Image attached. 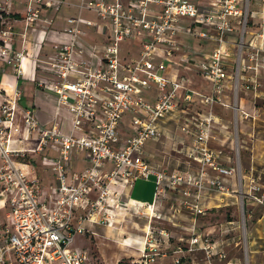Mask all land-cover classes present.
Instances as JSON below:
<instances>
[{"label": "built area", "instance_id": "obj_1", "mask_svg": "<svg viewBox=\"0 0 264 264\" xmlns=\"http://www.w3.org/2000/svg\"><path fill=\"white\" fill-rule=\"evenodd\" d=\"M250 1L207 0L203 5L191 0H0V62L10 66L17 77L31 80L36 79L38 53L53 28L44 13L61 7L74 10L65 16L60 30L67 40L52 44L53 53L42 62L53 75L51 89L57 105L70 114L68 133H62L54 119L50 126L39 123L32 109L19 107V88L15 85L6 94L0 83V196L7 209L6 222L0 224V264H88L87 251L73 246L75 234L83 230L81 223L111 224L114 213L110 208L120 205L114 196L136 179L153 177L157 188L180 189L195 198L205 187L236 193L242 211L245 202L264 205V182L252 176L246 179L238 158L235 166L225 164L219 160L222 150L210 145L213 107L217 103L227 106L225 89L233 92L230 107L236 114L242 72L248 74L246 88L255 92L259 86L256 76L264 70V49H253L244 39L251 21ZM84 11L92 16H84ZM84 28L104 39L102 53L96 56L98 63L92 64L83 54ZM232 34H236V53L228 40ZM17 35L20 48L15 46ZM180 35L214 43L201 60L186 54L178 60L210 82L208 94L191 89L185 75L164 73L171 57L184 47L177 41ZM28 38L33 39L30 47ZM123 44H134L137 55L122 56ZM29 56L33 64L28 70ZM150 86L157 91L153 102L141 93ZM196 101L202 110L190 108ZM175 111L182 115L178 130L191 137L189 156L199 160L194 173L156 171L144 157L145 142L159 134L158 120ZM125 113L130 114L132 126L127 135L119 130ZM17 114L28 136L36 141L34 148L23 147L22 138L14 136L21 129ZM26 152H45L41 165L54 173L47 186L19 165ZM73 152L83 153L89 161L82 171L70 170ZM231 178L236 180L235 188L229 183ZM183 203L202 211L196 204ZM78 208L84 213L77 216ZM158 235L167 233L160 229ZM188 244L189 251L198 246L208 257H225L213 251L207 234L191 236ZM146 246L137 264H148L158 255L154 242Z\"/></svg>", "mask_w": 264, "mask_h": 264}, {"label": "crops", "instance_id": "obj_2", "mask_svg": "<svg viewBox=\"0 0 264 264\" xmlns=\"http://www.w3.org/2000/svg\"><path fill=\"white\" fill-rule=\"evenodd\" d=\"M191 1L203 5L207 2V0ZM262 1L264 0L250 1L251 21L244 39L246 45L252 44L253 49L256 47L264 49V4ZM18 7L21 8V4H18ZM71 13H74L73 9L63 7L56 11L53 8L48 9L44 13L43 16L46 19L52 20L50 27L53 28L49 30L38 53L40 60L36 62L35 80L17 77L10 66L0 62V83L3 92L11 93L16 85L21 92L19 100L21 109H32L36 119L42 125L50 126L54 119L60 129L65 126L68 130L70 129V114L64 107L57 105L56 96L51 89L53 75L46 71L42 62L46 55L53 53L52 44L67 40L66 34L60 30L63 28L65 16ZM82 14L86 17L92 16L87 11ZM20 29L19 25L17 30ZM84 29L85 36L81 38L83 54L90 58L92 64L98 63L96 56L102 53L104 39L95 35L91 29ZM235 38L236 34L228 37L233 53L237 51L233 45ZM28 39V47H30L33 39ZM177 41L184 47H181L182 50L176 52L171 57V61L166 64L165 75H185L189 79L187 73L190 72L195 79L194 81L189 80V87L196 92L208 94L210 82L202 78L195 70L185 69L182 64L178 63V60L181 54L201 60L206 53L212 50L214 43L209 39H194L181 35L177 37ZM21 45V37L17 35L15 46L20 48ZM132 46L123 44L121 55L136 56L138 48L134 47V44ZM249 48L248 46V50ZM93 51L95 56L92 54ZM33 56H29L25 62L28 70L32 67ZM247 75L245 72L241 74L240 86L235 99L238 107L236 114L230 107L233 104L234 95L229 87L225 89L223 96L227 106L218 103L214 105L215 123L212 128L210 145L222 150L219 160L225 164L235 166L236 158H238L240 169L246 179L252 176L259 182H264V107L256 105L257 101L264 100V70L256 76L259 86L255 92L246 88ZM198 80L209 83V88ZM36 81H39L41 85H37ZM141 93L145 100L153 102L157 91L154 86H150L142 89ZM190 108L200 111L202 104L196 101L190 105ZM244 114H247V117ZM19 116L17 114L16 122L21 129L14 136L22 138L23 147L34 148L36 141L28 136ZM181 117V113L175 111L170 116L158 120L156 125L158 136L145 142L144 157L156 171L194 173L198 168L199 160L189 156L193 147L191 137L177 128ZM129 120L130 114L125 113L119 123V130L123 135L132 132ZM234 132L237 134L236 144ZM43 153L45 152H26L25 157L19 159L18 163L30 177H38L41 184L47 186L53 181L54 173L41 165ZM88 165L89 161L83 153H72L71 171H82ZM229 183L232 188H235V178H231ZM113 187L119 189L117 185ZM161 192L165 195L160 196ZM114 199L115 202L121 200L123 202L122 207L113 205L110 208L114 213L112 224L84 220L81 223L83 230L75 234V237L78 235L79 238L76 242L74 237L73 246L87 251L88 264H122L121 262L137 264L136 262L142 256V249L147 247V242H154L158 252L154 260L148 264H264V205L245 202L244 214H242L246 245V257L244 258L235 251L239 238V224H241L240 200L236 193L226 194L205 187L195 198L193 195H183L180 189H168L163 185L157 188L154 178L150 177L136 179L117 193ZM183 201L203 208L204 217H197L192 211L193 208L186 206ZM132 209H138V212ZM5 211L7 209L0 196V224L6 220ZM82 213L84 209L78 208L76 215ZM165 224H170L174 230L186 224H207L206 229L210 233L211 248L215 252H223L225 257L222 259H219L217 255L208 257L198 246H195L194 250H187L189 238L199 234L194 230L190 237H183L171 231L172 228H170L167 229L170 232L169 237H160L157 230L163 229Z\"/></svg>", "mask_w": 264, "mask_h": 264}, {"label": "rangeland", "instance_id": "obj_3", "mask_svg": "<svg viewBox=\"0 0 264 264\" xmlns=\"http://www.w3.org/2000/svg\"><path fill=\"white\" fill-rule=\"evenodd\" d=\"M251 3V2H250ZM251 5V4H250ZM187 39H185V41H186ZM187 42V41H186ZM193 42V41H192ZM193 45H195V44H193ZM182 68H183V70H184V67L183 66H181ZM186 69V68H185ZM187 75H188V77H189V80L190 81H194V79H193V76H192V73H187ZM198 81H200V82H202L203 83V85L205 86V87H208L209 88V83H207V82H203L202 80H198ZM260 105H262V106H264V101H262V100H259V101H257ZM217 109V108H216ZM67 131H69L68 130V128L67 127H65V126H63L62 128H61V132L62 133H68ZM235 133V132H234ZM236 133L234 134V139H235V144H236V140H237V137H236ZM166 190V189H165ZM161 195L160 196H164L165 195V193L163 192H161L160 193ZM122 200L119 202V206L120 207H122L121 205H122ZM118 206V207H119ZM199 208H201V207H199ZM183 209V208H182ZM134 212H138V209H132ZM189 210H192V209H189ZM201 212L200 213H198V212H196V211H194V210H192V211H194V214H196V216L197 217H204V213H205V210L203 209V208H201ZM242 209H241V207L239 208V213L241 214V216H240V220H241V224H239V232H238V236H239V238H238V243L235 245V251H236V253L238 254V255H240L241 257H246V245H245V232H244V224H242L243 223V218H242V214H244L243 213V211H241ZM140 211V210H139ZM6 213H7V211H5L4 212V215H5V218H6ZM195 216V217H196ZM5 222H6V220H5ZM4 222V223H5ZM112 224V223H111ZM206 226H207V224H186V225H181L180 227H176L177 229L176 230H174L172 227H171V225L170 224H165V226L163 227V229L162 230H164L166 233H167V235H164L163 237L164 238H167V237H169V235H170V232H169V230H167V229H170V228H172V230L171 231H175L178 235H180V236H187V237H190L191 236V234H192V232H193V230L195 231V232H198L200 235L201 234H203V235H205V234H207L208 236H210V233H209V231H207V229H206ZM192 228H194V229H192ZM160 230V229H159ZM159 230H157V234H158V231ZM202 235V236H203ZM78 235H76V237H75V241L77 242L78 241V238L79 237H77ZM210 238V237H209ZM123 264H127L126 262H123Z\"/></svg>", "mask_w": 264, "mask_h": 264}, {"label": "trees", "instance_id": "obj_4", "mask_svg": "<svg viewBox=\"0 0 264 264\" xmlns=\"http://www.w3.org/2000/svg\"><path fill=\"white\" fill-rule=\"evenodd\" d=\"M262 101H264V100H262ZM256 105H257V106L264 107V106L260 105L258 102H256ZM121 263L123 264V262H121Z\"/></svg>", "mask_w": 264, "mask_h": 264}, {"label": "bare ground", "instance_id": "obj_5", "mask_svg": "<svg viewBox=\"0 0 264 264\" xmlns=\"http://www.w3.org/2000/svg\"><path fill=\"white\" fill-rule=\"evenodd\" d=\"M18 118H20V116H19ZM18 120H19V119H18Z\"/></svg>", "mask_w": 264, "mask_h": 264}]
</instances>
